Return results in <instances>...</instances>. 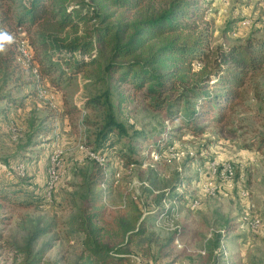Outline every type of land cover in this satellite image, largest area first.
Returning <instances> with one entry per match:
<instances>
[{"label": "rangeland", "instance_id": "obj_1", "mask_svg": "<svg viewBox=\"0 0 264 264\" xmlns=\"http://www.w3.org/2000/svg\"><path fill=\"white\" fill-rule=\"evenodd\" d=\"M203 3L209 8L213 46L228 48L250 37L264 38V0ZM3 37L2 32L0 109L8 106L3 99L7 94L28 100L0 115V159L7 161H0V189L3 183L21 180L32 194H10L17 204L3 200L0 190V264H23L24 256L15 249L28 244L34 253L49 247L47 264H104L86 252L82 233H70L85 203L84 182L94 162L80 148L82 139L104 155L106 171L115 181L104 200L110 225L99 240L112 250L121 249L128 257L121 264H264V75L249 81L248 99L231 115L229 125L211 122L201 134L175 131L180 121L154 111L142 93L113 89V112L128 134L103 149L101 130L109 110L103 100L96 106L87 102L101 98L106 86L90 85L83 76L72 85L58 87L48 78L35 85L39 75L26 32H15L4 43ZM10 47L16 61L1 63ZM142 132L151 141H168L163 151L154 149L159 161L141 150L148 148L139 139ZM130 143L139 145L134 157L139 154L140 164L134 167L116 153ZM56 161L61 167L50 199L46 188ZM214 161L234 167L232 182L206 174L207 164ZM172 193H182L184 201L169 199ZM193 201H198L196 207ZM132 217L140 218L139 223L146 218L148 229L127 243L128 236L113 225L118 221L125 226ZM254 217L262 221L257 230L249 223Z\"/></svg>", "mask_w": 264, "mask_h": 264}, {"label": "trees", "instance_id": "obj_2", "mask_svg": "<svg viewBox=\"0 0 264 264\" xmlns=\"http://www.w3.org/2000/svg\"><path fill=\"white\" fill-rule=\"evenodd\" d=\"M82 2L80 6L75 0H0L2 41L15 32L25 31L40 79L48 78L58 87L64 83L72 85L79 75L90 80V85L106 86L101 98L87 102V106H96L103 100L109 110L101 130L103 149L114 147L128 134L113 112V89L142 93L154 111L164 113L171 122L180 121L175 131L201 134L211 122L229 125L231 115L248 99L249 81L264 75V38L250 37L245 44L228 48L213 46L212 22L207 18L209 8L203 0ZM106 8L112 11L106 12ZM14 61L16 53L10 47L7 59H1V63ZM32 96L28 94L27 98ZM3 99L9 106L23 107L22 99L16 96L7 94ZM8 110L1 108L0 115ZM140 134L139 139L148 143L142 151H163L169 144L151 141L146 133ZM171 135L172 132L167 136ZM261 141L264 145V137ZM138 146L130 143L116 153L126 164L138 165L139 154L134 157ZM0 161L7 163L6 159ZM106 170V165L93 162L84 182L85 203L79 208L70 233L83 234V246L90 257L104 264H121L128 258L120 253L121 249L112 250L99 240L110 225L104 200L115 183ZM0 190L4 192L3 200L17 204L20 201L10 194H32L21 180L3 183ZM169 199L184 201V196L172 193ZM132 206L140 213L136 205ZM139 221L140 218L132 217L125 226L118 221L113 226L127 235V243H131L133 237L147 233L148 220ZM48 249L34 253L28 244L15 251L24 256L23 264H47L44 257Z\"/></svg>", "mask_w": 264, "mask_h": 264}, {"label": "built area", "instance_id": "obj_3", "mask_svg": "<svg viewBox=\"0 0 264 264\" xmlns=\"http://www.w3.org/2000/svg\"><path fill=\"white\" fill-rule=\"evenodd\" d=\"M3 32L2 27L0 26V35ZM36 73H38V69L35 70ZM39 75V73H38ZM79 78H81V75H79ZM38 81H40V76L39 79H37ZM81 108V107H80ZM80 148L84 149L88 152L89 157L99 163L100 165L105 166V158L104 155L98 151H95L92 148H88L86 146L85 140H81L80 141ZM148 154H150V156H152V159L155 161H159L161 159V156L159 154V151L157 150H152L151 152H148ZM131 167H134V165H130ZM61 167V162L60 161H56L52 164V169L50 171V179L47 183V195L48 197L51 199V195L52 192L55 189L56 183L59 179V174L56 172V169ZM207 175H209L210 178H215V177H219L221 180V183H225V182H232L234 177H235V169L232 165H223V166H219V163L214 161V162H210L207 164ZM219 183V185L221 184ZM198 205V201H193L192 206L196 207ZM250 225L252 227V229L257 230L261 227L262 225V221L259 217H254L250 220Z\"/></svg>", "mask_w": 264, "mask_h": 264}, {"label": "crops", "instance_id": "obj_4", "mask_svg": "<svg viewBox=\"0 0 264 264\" xmlns=\"http://www.w3.org/2000/svg\"><path fill=\"white\" fill-rule=\"evenodd\" d=\"M80 79H81V78L78 77V80H80ZM27 100H28V99H25L24 101L22 100V101H23V106L26 104L25 102H26ZM8 106H9V105H8ZM8 106H7V107H8ZM8 108H9V110H11L10 107H8ZM9 110H8V111H9ZM48 122H49V121H46V124H48ZM43 133H44V132H43ZM39 135H41V134H39Z\"/></svg>", "mask_w": 264, "mask_h": 264}]
</instances>
